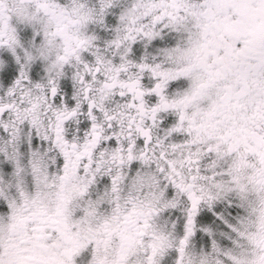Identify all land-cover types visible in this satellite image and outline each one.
<instances>
[{
    "label": "snow or ice",
    "instance_id": "snow-or-ice-1",
    "mask_svg": "<svg viewBox=\"0 0 264 264\" xmlns=\"http://www.w3.org/2000/svg\"><path fill=\"white\" fill-rule=\"evenodd\" d=\"M0 264H264V0H0Z\"/></svg>",
    "mask_w": 264,
    "mask_h": 264
}]
</instances>
